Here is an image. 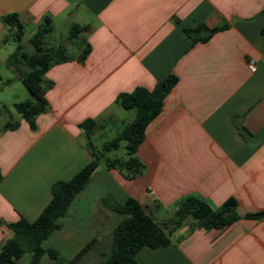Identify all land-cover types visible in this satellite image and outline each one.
Returning <instances> with one entry per match:
<instances>
[{"label":"crops","instance_id":"0c3cea01","mask_svg":"<svg viewBox=\"0 0 264 264\" xmlns=\"http://www.w3.org/2000/svg\"><path fill=\"white\" fill-rule=\"evenodd\" d=\"M13 14L24 28L21 42H30L44 25L50 33L59 25H78L82 47L45 74L42 97L48 110L33 127L20 114L14 129L5 128L8 122L0 126V249L14 236L8 224L35 221L52 199L53 184L70 180L92 160L82 123L94 120L93 133L99 135L107 127L119 131L133 120L117 103L119 95L152 91L174 75L178 81L137 151L144 173L128 180L101 166L48 247L69 264L95 238L75 263L93 264L100 245L96 233L115 228L108 222L116 213L101 201L107 196L121 204L138 200L158 222L187 197L214 209L233 199L240 219L229 227L192 229L187 219L170 245L143 248L137 259L140 264H264V217L246 218L264 213V0H0V50L13 32L4 18ZM200 24L225 28L194 42L184 30ZM86 44L91 51L81 62ZM250 58L256 60L255 72L248 68ZM100 248L102 262L106 251ZM29 259L26 254L17 264Z\"/></svg>","mask_w":264,"mask_h":264},{"label":"trees","instance_id":"16d2710c","mask_svg":"<svg viewBox=\"0 0 264 264\" xmlns=\"http://www.w3.org/2000/svg\"><path fill=\"white\" fill-rule=\"evenodd\" d=\"M4 22L11 30L16 31L14 41L19 43L10 55L7 65L14 69L19 80L35 98L33 101L16 103L14 108L33 127L36 117L48 110V103L42 97L45 91V74L53 66L69 61L71 58L67 54L66 45H59L55 48L46 46L48 35L51 32L50 27L42 26L31 37L30 44L33 51L26 52L21 44L24 28L18 15H8L4 18ZM223 28L225 27L209 29L205 24H200L184 32L194 42H204ZM81 30V27L74 25L70 39L77 40ZM90 51V45L86 44L78 60L83 62ZM177 81L176 76L170 75L159 82L152 91L137 88L131 93L119 95L117 103L125 110L134 109L135 117L131 122L122 126L116 137L104 142L100 151L91 139L97 123L89 119L81 124L87 134L92 160L70 180L57 181L53 184L52 199L35 221L30 222L21 218L18 222L7 225L14 236L2 245L0 264H17L26 254L30 255L28 264H43L44 256H48L56 264H67L58 249L45 247L44 244L60 230L62 226L60 220L67 215L77 197L88 188L94 173L101 166L116 169L128 180L136 179L144 173L145 166L137 156L138 148L146 137L148 126L161 113L164 99ZM16 126V123L8 122L5 128L14 129ZM122 142L126 143L125 157H105L106 152L118 150ZM101 201L104 206L121 217L113 229L110 252H101L103 258L101 264H140L137 259L140 250L146 247L157 249L170 245L173 232L179 229L187 219H191L192 229L204 228L205 230L223 229L240 219L237 213L238 205L233 199L220 208L214 209L205 200L187 197L177 203L171 217L163 222L156 221L136 199L129 198L121 204L107 196ZM263 217L264 213L246 215V218L252 219ZM96 241L97 239L92 238L69 264H75L87 254Z\"/></svg>","mask_w":264,"mask_h":264},{"label":"rangeland","instance_id":"374dc122","mask_svg":"<svg viewBox=\"0 0 264 264\" xmlns=\"http://www.w3.org/2000/svg\"><path fill=\"white\" fill-rule=\"evenodd\" d=\"M72 33V27L70 29H65L64 26H56L53 33H50L48 35L47 44L46 46L49 48H55L59 45H66V46H72L71 49L67 51V54L70 56H77L80 53V48L82 47L81 38L80 39H70L71 44L67 45V39L66 37H71ZM16 31L13 30L9 34V40L1 46L0 50V126L4 124L5 122H12L17 120L19 117V113L14 108L15 102H24L26 100H35L32 96V94L29 92V90L22 84L21 81H18L15 77V74L9 69V67L6 64L7 57L9 54L13 53L19 44L18 42L14 41L15 39ZM79 38V37H78ZM22 48L26 52H32L33 47L31 46L30 42H21ZM74 50V51H73ZM11 82L12 84L7 88V82ZM23 100V101H22ZM13 114V118H10L8 115L10 112ZM124 111L125 115L132 119L135 117V110H122ZM120 131V130H119ZM118 130H116V127H107L101 135L93 133L92 134V141L98 151L102 149V145L106 141H110L114 137L117 136L119 133ZM125 142H122L121 147L118 150H112L110 152H106L105 157L114 158L116 156L118 157H125L126 156V149H125ZM113 217V216H112ZM120 216L117 214H114V217L110 222H108V225L110 224L112 229L116 226V224L120 220ZM107 225V226H108ZM109 225V226H110ZM111 229H105L102 230L100 233H96V237L100 238V249L105 250L106 252H110L111 247ZM45 247H48L49 243L46 242ZM99 247L97 245L96 247V260L93 261V264H99L101 262V259H99ZM98 257V258H97ZM43 264H56L55 261L51 260L48 256H44L42 260Z\"/></svg>","mask_w":264,"mask_h":264},{"label":"built area","instance_id":"2783aa9c","mask_svg":"<svg viewBox=\"0 0 264 264\" xmlns=\"http://www.w3.org/2000/svg\"><path fill=\"white\" fill-rule=\"evenodd\" d=\"M247 65H248V68L250 69L251 72H255L256 71V69H257V63H256V60L255 59L250 58L247 61Z\"/></svg>","mask_w":264,"mask_h":264}]
</instances>
